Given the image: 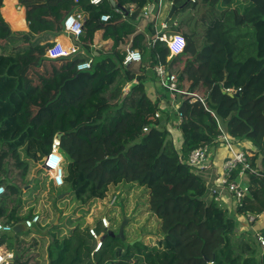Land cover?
Segmentation results:
<instances>
[{
	"label": "trees",
	"instance_id": "1",
	"mask_svg": "<svg viewBox=\"0 0 264 264\" xmlns=\"http://www.w3.org/2000/svg\"><path fill=\"white\" fill-rule=\"evenodd\" d=\"M11 1L3 15L22 28L23 16ZM114 1L119 9L109 0L99 5L90 0H19L29 30L14 32L2 15L5 0H0V186L5 188L0 222L24 224L33 217L23 213L25 195L37 192L35 182L30 187L33 172L58 135L65 183L50 192L55 205L77 204L73 217L62 220L66 213L59 212L65 223L47 228L39 223L36 232L35 227L3 234L0 247L14 254L11 264H264L259 242L264 225L258 224L264 218V0H196L178 9L170 23L182 31L186 49L169 60L167 45L157 42L151 65H166L177 77L178 90L199 96L205 105L175 94L177 109L168 99L167 111L160 108L162 100L149 98L146 79H137V72L145 69L125 65L127 51L120 48L137 31L128 23L146 6L158 10L161 0ZM168 1L181 8L190 0ZM132 3L138 12L125 21L117 10ZM80 8L89 14L85 49L90 57L98 31L114 40L112 50L84 72L77 65L88 57L45 56L55 39L66 34V19ZM188 8L197 10L199 21L184 16ZM103 15L110 16L107 23L101 21ZM142 46L137 36L132 48ZM136 81L126 93V86ZM228 89L239 96L230 97ZM179 115L182 120L175 129ZM220 127L230 139L254 148L244 149L255 172L243 175L248 194L236 205V215L209 201L206 171L196 172L188 164L196 149L219 145ZM241 169L234 171L232 181ZM131 184L146 190V206L159 221L161 238L155 246L144 240L129 245L126 229L122 240L110 228L96 252L90 225H74L73 220L84 219L96 202ZM112 187L118 190L110 194ZM78 212L85 216L78 218ZM250 215L256 222H249ZM236 216L255 226L257 236L240 233ZM95 226L99 231V220ZM41 229H46L48 243L37 238ZM28 234L34 237L22 239Z\"/></svg>",
	"mask_w": 264,
	"mask_h": 264
},
{
	"label": "built area",
	"instance_id": "2",
	"mask_svg": "<svg viewBox=\"0 0 264 264\" xmlns=\"http://www.w3.org/2000/svg\"><path fill=\"white\" fill-rule=\"evenodd\" d=\"M104 0H90L91 4L99 5ZM76 3L79 0H75ZM193 3L196 0H192ZM136 6L132 5L129 7L130 14L134 12ZM120 12V11H118ZM144 15H149L148 7L143 9ZM122 13V12H121ZM110 20L109 15H103L101 18L102 22H108ZM85 16L82 10L78 9L73 14H71L65 21L64 28L65 33L67 35H71L76 39H79L85 30ZM167 24L162 26L163 30H167ZM157 42H162L167 45L169 50L170 56L175 57L179 56L184 53L187 45L186 38L177 31H174L172 34H157L155 39L152 41V46L154 47ZM80 48L78 46H71L67 48L63 43L55 40L52 47L48 48L46 51V57L50 60H57L62 58L73 57L80 54ZM143 61V56L138 50L129 49L127 50V57L124 62L125 65H131L134 63H141ZM93 67V61L88 60L82 62L77 65V71L84 72L89 71ZM157 73L160 76L161 86L170 94H177L182 97H192L194 100H199L202 104L205 105V101L201 99L199 96L195 94H187L180 90L177 87V77L175 75H170L169 71L165 68H161V66L157 69ZM232 95L239 93V91L235 89H228L226 91ZM175 97V96H174ZM176 103V100H174ZM177 104V103H176ZM163 109V108H162ZM160 111L156 113V118H159ZM182 115H179L178 125L181 123ZM145 132L148 129L144 130ZM221 134L219 136V143L226 148L229 153V158L227 159L226 163L224 164L223 170V178L219 179L217 183L214 184L213 187L209 188V195L212 200H215L219 203L220 198L222 197V191L226 190L230 193L235 201L236 205L241 204L242 200L248 194V186H242L239 181H242L243 175L246 171L255 172L254 167L251 166L249 163L248 157L241 145V142L235 141L230 139L224 130L220 127ZM211 154V150L208 147L199 148L192 152L188 159L189 166L195 170L196 172H203L209 169V156ZM42 163V165L40 164ZM65 159L60 152V141L56 138L52 144L51 151L48 155L44 156L38 163V166L41 165V170L44 173V179L48 182V187L52 185L54 188H61L64 186L65 183V169H64ZM241 166V172L236 180L232 181V175L234 171ZM5 194V188L0 186V200ZM119 193L110 195L106 199V204L108 205L110 201V207H114L118 201ZM103 201V200H102ZM95 203L98 206L99 202ZM95 209V208H93ZM260 217L259 219H261ZM43 218L38 213H34L33 217L27 219L23 224L26 230H33L39 223H42ZM103 227V231H98L97 227L94 225H90L89 233L93 240L96 243V252L99 251L102 246L106 236V233L110 230L112 223L106 217H99L98 219ZM248 220L250 223L256 222V218L253 216H248ZM18 225L14 222L12 223H1L0 222V236L3 234H9L14 232V227ZM259 242L264 247V238L259 237ZM14 259V254L9 252L5 248L0 247V264H11L12 260Z\"/></svg>",
	"mask_w": 264,
	"mask_h": 264
},
{
	"label": "crops",
	"instance_id": "3",
	"mask_svg": "<svg viewBox=\"0 0 264 264\" xmlns=\"http://www.w3.org/2000/svg\"><path fill=\"white\" fill-rule=\"evenodd\" d=\"M6 2H7V0H5V2H4V8L2 9V15H3V10L6 8ZM11 5H12L13 9L15 11H17V13H19L23 16L24 27H22V28L14 27L11 23H9L6 20V18L3 15L4 19L10 25L11 29L14 32H28L29 29H28V25H27V21H26L25 8L19 7V0H12ZM132 5L136 6L133 3L128 4L124 7V10L122 11V13L120 10H117V12L120 11L118 13L121 14V16L124 18L125 21H129L130 19H132V17L138 12V8L136 6V9L134 10V12L132 14H130L129 7H131ZM159 5H160V7L158 8V10H156L155 7L151 6V7H153L152 10L148 8L149 15L145 16L144 12L142 11V12H140L139 18L135 19L134 21L132 20V23H128V24L134 25L133 27H136L137 31L135 34L128 36L129 37V43L128 44H122L120 48L123 50H126V51L129 49H133L132 45L135 44L136 37L140 36L141 44L143 46L139 47V48H135L133 50H138L142 54L143 61L141 63H134L132 66H134L135 70L142 68V67H143V69H145V71L143 73L140 71L137 72V76H138L137 79H139V78L146 79L145 85H146V89H147L149 98L153 102H156L158 100H162L160 102V108L161 109L163 108L164 111H167L168 106H169V104L167 103L168 99L171 100V102L170 101H168V102H170L171 105L174 107V106H176V103L174 102V100H176V97H174L172 94H170V92L166 91L161 86V80L162 79L160 78V76L157 73V69L160 66H161V68L163 67L167 71H169L168 67L166 65H158V66L157 65L156 66L151 65V62H152V60H151L152 56L151 55H152V50L154 48L151 44H152L153 39H155V37L157 36V34H163V33L172 34L174 31H177V29L175 28L177 26H176V24H174L175 27L172 26V24L170 23L171 20L169 22H167V19L169 17V14H170V11H171L173 4L171 2H169L168 0H161ZM146 7H148V6H146ZM80 10L83 11L85 19L87 20L89 17V14L83 8H80ZM189 15H191L193 18H195L197 21H199L200 16L197 13V10H190V8H188L186 10L184 16L186 18H188ZM85 23H86V21H85ZM103 23H107V22H103ZM164 24H167V26H168L167 30L162 29V26ZM177 32H180L183 35L182 31H177ZM55 40H58L59 42L63 43L67 48L74 46V45L78 46L80 48V52H81L80 55H82L84 57H88L87 59L92 60L93 63L99 59L101 54L108 53L110 50H112V48L114 46L113 38H111V37L106 38L104 31H98L95 34L93 44L90 46V49L93 52V54H92L93 57H90L87 54V50L85 49V46L88 45V41L86 40V28L84 30V34L79 39H76L75 37H73L71 35L63 34V35L57 37ZM171 58L172 57L170 56L169 60ZM136 84H137V81L134 82L133 84L127 85L125 88V92L128 93L130 91V88ZM175 109H177V108H175ZM160 115H161V112H160ZM178 123H179L178 121L177 122L173 121V125H174L175 129H177ZM173 132H174V130H173ZM175 141H176L177 147L179 148L182 144V140H181V137L178 136V134H177ZM241 145H242L243 149H245V148L254 149L251 144L244 145L241 142ZM228 158H229L228 151L220 143L217 147L212 148L211 154L209 156V169L205 170L206 171L205 175H206L208 182H209V188L213 187L214 184L219 181V179L223 178V174H224L223 167H224V164L226 163ZM239 182L241 184L244 183L243 181H239ZM243 185L246 186L245 183ZM121 187H125L128 194H130L129 190H131V189L133 190V188H136L139 191L143 192L146 195V201L148 200L147 192L143 188H139L138 186L133 185V184L126 185V186L121 185ZM51 188L52 187H49V189H51ZM116 190H118V188L112 187L109 193L111 194ZM221 191H222V201L219 202L220 207L225 209V210H228V212L230 214L236 215V203L233 200L232 195L230 193H228L225 189L221 190ZM118 193L120 194L121 191L118 190ZM207 196H208V199L210 201L211 197H210L209 193ZM120 200H121V198H120ZM96 205H94L90 208V213H91L93 208L96 209V207H97ZM147 209H148V207H147ZM148 215L156 222V224H157V226H159V230H160V225H159L158 219L154 215H152L149 212V210H148ZM102 216H105V215L98 216V219H99V217H102ZM236 219L239 223L240 230L243 228H246V227H252V225L247 221V219L240 217V216H236ZM263 220H264V218H263ZM262 221H260V223ZM260 223H258V224L260 225ZM87 225L88 224L85 223L84 227ZM145 226H146L145 231H142L143 234H141V241L144 240V238L146 237V240L149 239L148 241L150 242L151 240H153V235H152V233L149 232V229L152 227L148 223H147V225L145 224ZM150 234H151V236H150ZM138 237L139 236H137L134 239H138ZM1 248L7 249L5 246H3Z\"/></svg>",
	"mask_w": 264,
	"mask_h": 264
},
{
	"label": "rangeland",
	"instance_id": "4",
	"mask_svg": "<svg viewBox=\"0 0 264 264\" xmlns=\"http://www.w3.org/2000/svg\"><path fill=\"white\" fill-rule=\"evenodd\" d=\"M219 11H221V9ZM204 41L205 40L203 39V44H204ZM34 182H35V190H37V192L34 193L33 190H30L25 195L26 204L23 209V213L25 215L30 214V213H33V214L38 213L40 214V216H43L44 222L42 223H44L43 224L44 228H47V226L49 227L50 225L51 226L61 225V223H65V221H62V220H66L67 217H73L74 215H76L74 212V209L77 207V204L73 202V200L70 202H64V203H60L59 205H55L54 199L56 198V196L51 195L52 192H50V189L48 187V182L46 181V179H44V173L42 170L38 172ZM243 184L244 183H242V185ZM50 187H52V185H50ZM119 191H121L120 193L121 200L120 199H119L120 201L118 200L115 207L111 208L110 201L107 205L106 201L103 200L102 202H99L96 209H92L91 213L90 212L88 213V216L85 217L86 219L84 218L82 220H77V221L76 219L73 220L75 221L74 225H79V224L84 225L86 223L88 225L94 226L98 222V216L105 215L102 217L108 218L112 223L111 229L115 230L118 233L119 228L124 221V218H130L132 219V223H130V225L128 223L129 226L127 225L128 227H126V233H127L129 245H132L131 243L133 242H136V243L142 242V241H139V239H141V234H143L142 231H145V227H146L145 224L147 225L148 223L152 227L149 229V232L152 233L153 240L149 242L148 241L149 239L146 240V237H145L144 241L146 240L145 242L148 245L154 246L157 243V241L161 238V236L158 231L159 226H157L156 222L148 215V209L146 206V202H147L146 195L136 188H133V190L132 189L129 190L130 194L127 193L125 187H120ZM220 201H222V197L220 198L219 202ZM62 211L66 213V217H63V219L61 220L59 218V212H62ZM84 216L85 215L83 212L77 213L78 218H81ZM262 220L263 218L260 219V221ZM260 224L264 225V220ZM36 231H37V226L34 232ZM99 231H103V228L101 227ZM238 231L240 233L253 232V235L255 237L257 236V232L254 230V227L252 228L246 227L241 230L239 228ZM39 234L40 235L37 236V238L38 237L45 238L47 235L46 229H41L39 231ZM29 236H30L29 234L25 236L23 235L22 239H25L26 237V239L30 240L31 238L34 237V236H31V237ZM137 236H139L138 239H136L135 241L134 240L131 241ZM44 240L46 241V243L49 242L48 237L45 238ZM40 252L42 251L40 250ZM41 255L43 256V252Z\"/></svg>",
	"mask_w": 264,
	"mask_h": 264
},
{
	"label": "water",
	"instance_id": "5",
	"mask_svg": "<svg viewBox=\"0 0 264 264\" xmlns=\"http://www.w3.org/2000/svg\"><path fill=\"white\" fill-rule=\"evenodd\" d=\"M110 1V3L112 4V6L114 7V8H119V6H117V4H116V2L114 1V0H109ZM192 0H190V1H188L185 5H183L181 8H178V7H176L175 5H172V8H171V11H170V14H169V17H168V19H167V22H169L170 20H172L173 19V17H174V15H175V13L178 11V9H183V8H186L188 5H189V3L191 2ZM152 8L153 7H150V9L152 10ZM230 97H238L239 96V93H237V94H235V95H232V94H228ZM57 139L59 140V141H61V139H62V135H58L57 136ZM41 165H42V163H40ZM41 165L40 166H38L37 168H36V170L33 172V177H32V180H31V184H30V187H32L33 186V184H34V180H35V178H36V176H37V174H38V172L41 170ZM130 222V218H124V221H123V223L121 224V226H120V228H119V233L117 234V235H115L114 233H112L111 232V235H114L115 237H117V238H119V239H122V240H125V229H126V227H127V225H128V223ZM26 231V229L24 228V226H23V224H18V225H16L15 227H14V232L15 233H21V232H25ZM139 241H141V239H139ZM136 242H133V243H131L132 245H134Z\"/></svg>",
	"mask_w": 264,
	"mask_h": 264
}]
</instances>
